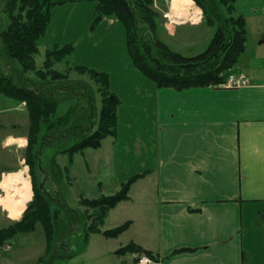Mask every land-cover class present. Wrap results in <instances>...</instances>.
Returning <instances> with one entry per match:
<instances>
[{
  "label": "crops",
  "instance_id": "1",
  "mask_svg": "<svg viewBox=\"0 0 264 264\" xmlns=\"http://www.w3.org/2000/svg\"><path fill=\"white\" fill-rule=\"evenodd\" d=\"M182 1L191 5L189 0ZM75 4L79 5H68ZM233 6L236 14L251 16L264 26V0H234ZM104 22L109 26L118 23L113 17L102 18L100 23ZM255 50L250 63L237 61L232 68L247 76L249 84L242 87L175 90L157 87L151 80L144 83L146 93L140 104L146 114L154 117V159L130 186L128 199L107 213L101 226L122 203L133 201V190L138 191V216L121 221L131 223L119 236L109 239L118 240L134 229L128 242L148 250L153 256L152 264H264V34L259 36ZM2 101L0 127H17L15 121L6 118L10 113L16 115L17 110L27 113L24 102ZM27 137L28 131L19 135L7 133L0 142L2 155L9 153L14 161L11 166L6 165L9 162L5 157L0 161V200L5 194L7 199L18 194L19 187L4 181L9 173L21 170L22 176L28 177L31 190L29 196L20 197L29 201L15 219L0 202V222L4 224L0 228L19 220L32 200L29 166L25 161ZM76 154L71 162L67 160L62 166L57 163L66 168L69 180L76 178ZM110 159L113 156L108 158L109 170ZM101 162L95 154L86 156V172L91 175L99 166L103 167ZM114 181L116 191L122 181ZM7 192L13 195L8 196ZM97 194H107L100 182ZM20 234L24 233L15 235L9 247L1 250L10 249ZM123 245L111 244L109 253L116 255L115 250ZM89 247L86 244L82 252ZM126 254L135 264L136 257L143 255Z\"/></svg>",
  "mask_w": 264,
  "mask_h": 264
},
{
  "label": "rangeland",
  "instance_id": "2",
  "mask_svg": "<svg viewBox=\"0 0 264 264\" xmlns=\"http://www.w3.org/2000/svg\"><path fill=\"white\" fill-rule=\"evenodd\" d=\"M3 1L0 0V10L3 8ZM215 2L219 12L226 14V6L221 4L219 0ZM77 4L79 5L70 6L65 4L54 8L45 35L39 40L38 52L35 54V63L39 68L42 66L45 50L63 43H71L74 46L72 53L64 61L55 63L53 66L54 69L67 73L68 82H56L61 84L64 90H60L63 93H59L58 88L54 87L58 92L55 97L60 102L52 119L64 115L70 108H73L72 114L74 113V117L72 119L75 120V124L78 126L95 121L92 118L93 116L90 117L91 110L94 112L95 119L98 117L102 98L99 93L100 86L88 74L76 72L73 69L76 64H83L105 72L108 75L107 89L116 94L119 103L116 107L115 134L103 139L100 148H86L83 150L84 153L77 152L73 170L76 178L73 180L67 178V171L63 177L59 176L58 170L53 167V163H58L61 166L67 163V154L55 155L54 151L71 145L75 135L69 137L65 135L62 139L55 140L49 137V134L42 141L43 135L46 132L49 133L46 131L45 124L41 125L37 134L35 149L38 154L33 170L37 182H42L43 189L45 192L50 193L52 197L60 198V200L65 201L67 206L78 210V212H86L87 216L84 220L79 218L73 220V225L69 229L66 231L63 229L61 234L55 237L54 249L59 254L51 259V264H135L129 254L120 257V255L109 253V249L112 247L111 244L128 243L127 237L133 236L134 229L130 233L120 236L118 240L106 238L100 233H91L86 243L90 244V247L85 253L82 252L85 248L80 249L79 246L82 234L85 231L84 226L90 222L88 215L91 210L80 205L79 199L98 197L99 182L102 184V188L105 189L106 195L108 193L112 194L115 191L114 180L125 182L133 175L143 174L144 168L153 163L156 136L155 121L154 117H150L149 113L146 114L142 110L143 106L140 104L141 98L146 93L144 83L151 81L133 65L125 44L123 25L115 23L109 26L105 22L103 24L100 22L92 24L93 9L89 10V7L93 3L81 2ZM188 5L182 0H152V9L157 14L158 38L171 50L184 56H193L206 49L214 33L215 25L206 24L204 16L198 24H191L188 17L184 20V7ZM168 11L172 17L174 12L180 13L179 17L174 18L177 21L176 23H170L163 17ZM193 12L197 13V10L195 9ZM2 17L7 21L6 13L2 14ZM244 20L246 41L244 51L239 56L238 64L252 61L253 53H257L255 52V46L258 43L259 36L264 34V26L258 24L253 17L246 16ZM238 73L231 70L229 74ZM29 74L33 76L32 73ZM219 87L227 88L228 86L220 85ZM2 100H9L13 104L18 103V101L0 94V107L2 106L1 103L4 102ZM89 102L91 103V109H89ZM16 113L18 115L10 113L11 116H7L6 119L10 122L15 121L17 127H0V142L7 133H13L14 135L27 133L29 121L26 111L17 110ZM0 118L3 117L0 116ZM77 130L79 131V127H77ZM1 152L3 150L0 144V161L5 157L8 160L6 162H9L6 165L11 166L14 162L11 155L6 152L2 155ZM94 154L95 158L99 157L102 160L103 167L99 166V169H95V172L90 175L85 170V158ZM111 156H113V159H110L112 166L109 170L107 169V163L108 158ZM12 174L5 175L4 181ZM28 175L31 181L32 171L28 170ZM28 184L30 188L29 180ZM132 193H134L133 201L122 203L116 210L112 211L105 224L100 227L101 229L112 228L115 223H122L121 221L129 216H138L139 194L137 190H133ZM4 197L0 202L8 210L12 219L21 214L25 204L29 201L20 199L21 195L19 194H15L12 199ZM51 208L55 209L53 205H51ZM80 222H83L84 226ZM1 225H4L2 221L0 222ZM44 244L43 229L37 224L34 232L18 235L14 238L10 249L0 251V264H35L38 256L43 254ZM98 248L100 252L97 250ZM72 252H74V255L71 257L65 256ZM40 264H48V262L45 261Z\"/></svg>",
  "mask_w": 264,
  "mask_h": 264
},
{
  "label": "trees",
  "instance_id": "3",
  "mask_svg": "<svg viewBox=\"0 0 264 264\" xmlns=\"http://www.w3.org/2000/svg\"><path fill=\"white\" fill-rule=\"evenodd\" d=\"M202 9L205 23L215 25L214 33L206 49L193 56H184L171 50L157 36L156 12L152 9V0H4L0 10V94L18 102H24L29 118L25 161L32 171V200L27 204L19 220L0 228V250L10 244V240L19 233L33 232L37 224L41 226L45 236V252L38 258L37 264L48 262L59 254L55 251L54 240L63 229L66 231L73 225V220H84L86 212H78L67 206L65 201L54 198L45 192L43 183L37 182L33 172L36 163L37 134L42 124L47 135L55 140L65 135H75L69 146L54 151L55 155L67 154L72 161L74 153L86 148H98L101 141L115 134L116 107L119 100L115 93L107 89L108 75L95 68L76 64L73 69L79 74H88L99 86L101 107L95 119L93 110L90 117L92 123L81 126L72 119L73 108L64 115L52 119L60 102L58 92L64 87L57 81L68 82L67 73L54 69V64L64 61L72 53L73 45L63 43L45 50L41 67L35 63L38 43L45 35L54 8L81 2L93 3L92 24L99 23L104 17H113L123 25L125 44L133 65L157 87L184 90L195 87H219L244 51L246 41L245 20L236 14L234 0H219L226 6V14L220 13L216 0H194ZM6 13L7 21L2 17ZM29 73H32L30 75ZM58 88V92L56 88ZM63 88V89H61ZM64 96V95H63ZM64 98V97H63ZM89 109L91 103L89 102ZM93 112V113H92ZM93 114V115H92ZM79 127V131L77 130ZM70 139V138H69ZM59 176L63 177L66 168L53 163ZM143 174L131 176L121 182L118 190L112 194L99 195L96 198H81L80 205L91 210L88 215L89 224L84 226L80 249L86 245L89 234L100 233L108 238H115L130 225V220L109 229L101 230L109 210L119 202L128 199L131 184ZM51 205L55 209L51 208ZM77 223V221H76ZM75 223V224H76ZM117 255L126 253L152 254L133 242L117 248ZM74 252L65 256L71 257ZM61 256H63L61 254ZM63 256V257H65ZM139 257V256H138ZM136 257V260L138 259Z\"/></svg>",
  "mask_w": 264,
  "mask_h": 264
},
{
  "label": "built area",
  "instance_id": "4",
  "mask_svg": "<svg viewBox=\"0 0 264 264\" xmlns=\"http://www.w3.org/2000/svg\"><path fill=\"white\" fill-rule=\"evenodd\" d=\"M190 1H191V6L188 5L184 7L185 9L183 13V15L185 16L184 20H186L188 17V20L191 24H198L203 18L202 9L198 5H196V3L193 0H190ZM195 9L197 10L198 14L193 12V10ZM181 11H182V8H181ZM178 15H180L179 12H174L173 17L169 15L168 13H165L163 17L166 18L167 21L170 23L171 22L176 23L177 21L174 18L179 17ZM247 84H249V80L247 76L243 72H239L238 74H229L226 81L220 85L238 88V87L245 86ZM8 247L9 245H6L4 248H8ZM136 263L137 264H152L153 259L150 256L143 254L138 257Z\"/></svg>",
  "mask_w": 264,
  "mask_h": 264
},
{
  "label": "bare ground",
  "instance_id": "5",
  "mask_svg": "<svg viewBox=\"0 0 264 264\" xmlns=\"http://www.w3.org/2000/svg\"><path fill=\"white\" fill-rule=\"evenodd\" d=\"M25 177H27V176H25ZM25 177L22 176V171L17 172V173L12 174V175H9L7 177V180H6V185L9 182L10 183L12 182L14 184V186L19 187V189H18V194L19 195L24 196V197L29 196L31 191L29 190L27 179ZM7 195L8 196H12L13 194H12V192H7Z\"/></svg>",
  "mask_w": 264,
  "mask_h": 264
}]
</instances>
